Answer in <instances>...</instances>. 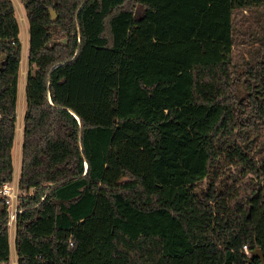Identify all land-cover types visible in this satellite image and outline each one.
Returning <instances> with one entry per match:
<instances>
[{
	"label": "trees",
	"instance_id": "obj_1",
	"mask_svg": "<svg viewBox=\"0 0 264 264\" xmlns=\"http://www.w3.org/2000/svg\"><path fill=\"white\" fill-rule=\"evenodd\" d=\"M21 2L18 264H247L245 247L264 253V27L239 28L264 0ZM15 10L0 0V184L14 174ZM246 39L256 53L239 59ZM10 256L0 200V264Z\"/></svg>",
	"mask_w": 264,
	"mask_h": 264
},
{
	"label": "rangeland",
	"instance_id": "obj_2",
	"mask_svg": "<svg viewBox=\"0 0 264 264\" xmlns=\"http://www.w3.org/2000/svg\"><path fill=\"white\" fill-rule=\"evenodd\" d=\"M15 5V13L16 17L20 26V40L22 43V57L24 58L23 68L21 70V78L18 82V114L19 116V123H22V120L24 118V113L26 109V100H25V90L24 87L22 88L23 80L25 78L26 72L28 70L27 66V52H28V21L26 17V12L24 10L23 3L21 0H12ZM260 12V13H259ZM261 12H264V8L252 12H244L242 15H240V33H245L246 30H253L254 31H262V27H264V23H259L260 21H264V13L261 14ZM56 20H57V14H56ZM260 20V21H258ZM258 47V44H255V46H251L250 43H248V39H246L244 42H240L236 44L235 46V54L239 59H242L243 56L248 58V54L250 52L256 53V48ZM250 56V55H249ZM21 80V81H20ZM237 97L244 98L246 95V89L243 84V82L239 83L237 86ZM18 132H20V126H18ZM18 137L20 139V133H17V138L14 143V164H15V172H18L20 170V160H21V141L18 140ZM255 156V155H254ZM16 179L18 177L15 176ZM11 240V251H12V258L16 259V250H15V234H12L10 236ZM245 249V248H244ZM245 253L249 256L250 252L249 250L245 249Z\"/></svg>",
	"mask_w": 264,
	"mask_h": 264
},
{
	"label": "built area",
	"instance_id": "obj_3",
	"mask_svg": "<svg viewBox=\"0 0 264 264\" xmlns=\"http://www.w3.org/2000/svg\"><path fill=\"white\" fill-rule=\"evenodd\" d=\"M20 179L13 177L12 180L0 184V200L3 202L9 216V234H15L18 216L23 212L20 207L22 196L26 193L20 189ZM247 250V247H245ZM10 264H18L17 255L16 259L12 258V251L10 256Z\"/></svg>",
	"mask_w": 264,
	"mask_h": 264
},
{
	"label": "crops",
	"instance_id": "obj_4",
	"mask_svg": "<svg viewBox=\"0 0 264 264\" xmlns=\"http://www.w3.org/2000/svg\"><path fill=\"white\" fill-rule=\"evenodd\" d=\"M28 54V52H27ZM24 58L22 57V62H21V69H20V75H19V79L21 78V70L23 68V63H24ZM27 62V66H28V61L26 60ZM28 71V70H27ZM27 74V72H26ZM21 81V80H20ZM22 84V88L24 87V90H25V85H26V75H25V78L23 80V83ZM19 88V87H18ZM19 91V89H18ZM19 93V92H18ZM25 114V113H24ZM19 114H18V103H17V133H20V139L18 137V140L21 141V147H22V133H23V121H24V118L22 120V123L20 124L18 121H19ZM18 126H20V132H18ZM16 138H17V134H16ZM15 138V140H16ZM15 143V142H14ZM21 153H22V149H21ZM13 160H14V148H13ZM20 172H21V160H20V170L18 172H15V164H14V174H13V177H18V179H20Z\"/></svg>",
	"mask_w": 264,
	"mask_h": 264
},
{
	"label": "water",
	"instance_id": "obj_5",
	"mask_svg": "<svg viewBox=\"0 0 264 264\" xmlns=\"http://www.w3.org/2000/svg\"><path fill=\"white\" fill-rule=\"evenodd\" d=\"M50 14L52 16V21L55 22L56 21V13L51 10ZM255 259H260L261 264H264V253H263L262 249L258 248L256 250H254L253 252H251L249 257H248L247 264H253V261Z\"/></svg>",
	"mask_w": 264,
	"mask_h": 264
}]
</instances>
